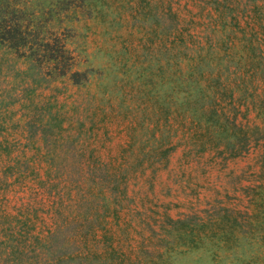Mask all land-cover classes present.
Masks as SVG:
<instances>
[{
    "label": "trees",
    "instance_id": "16d2710c",
    "mask_svg": "<svg viewBox=\"0 0 264 264\" xmlns=\"http://www.w3.org/2000/svg\"><path fill=\"white\" fill-rule=\"evenodd\" d=\"M193 1L198 18L177 16L168 2V17L180 23L165 28L157 50L150 46L161 76L147 87L132 84L131 105L123 93L118 104L124 110H109L127 124L125 142L106 160L93 148L76 151L81 130L70 133L86 121L92 133L96 117H109L70 42L55 24L39 29L24 15L28 0H0V46L22 63L14 68L24 76L19 107L35 111L0 113V264H144L143 218L133 213L127 187L138 170L165 165L179 145L184 155L213 149L234 156L264 139V0ZM40 71L48 77L44 86ZM72 91L73 100L87 102L76 120L63 109ZM38 94L46 113L36 111ZM243 192L251 196L246 218L256 229L263 222L264 173ZM220 209L176 217L165 212L167 236L159 244H228L241 224L237 214Z\"/></svg>",
    "mask_w": 264,
    "mask_h": 264
},
{
    "label": "rangeland",
    "instance_id": "374dc122",
    "mask_svg": "<svg viewBox=\"0 0 264 264\" xmlns=\"http://www.w3.org/2000/svg\"><path fill=\"white\" fill-rule=\"evenodd\" d=\"M168 2L177 16L194 14L193 17L198 18L195 12L199 5L193 0H28L23 14H31L39 29L56 25L61 36L70 42L82 68L90 74L89 89L97 92L100 105L108 111L107 120L99 122L98 117L95 118L92 133L87 121L82 128L70 129L72 134L81 130L79 143L83 145L76 151L89 153L93 148L95 155L109 160L115 158L125 142L127 120L115 115L116 110H109H124L118 104L123 93L124 102L131 105L137 94V90L131 89L132 84L147 87L144 85L147 80L153 81L161 76L157 61L151 60L150 46L157 50L164 39L165 28L178 29L180 23L179 17H168ZM161 55L159 58L163 64L165 54ZM19 62L0 46L2 114L7 108L16 109L24 102L17 90L24 76L15 74L14 69L21 66ZM37 71L31 69V72ZM39 74L41 80L38 84L44 86L48 77L41 71ZM153 86L160 88L158 83ZM87 89L78 94L84 95ZM73 95V91L68 94L63 109L76 120L84 117L87 102L80 97L73 100ZM34 100L39 106L36 111L46 113L42 108L44 96L35 95ZM24 110L28 113L33 109L27 106ZM182 147L179 145L171 152L165 165L145 168L144 172L138 170L128 182V193L133 197L132 207H135L132 211L137 213V209V216L143 218L145 239L141 256L144 264H264V202L260 205L263 222L253 229L255 223L250 226L249 216L246 218V213L250 214L253 208L249 200L251 196L243 192L244 187L259 181L264 173V139L251 142L247 149L234 156L213 149L184 155ZM18 197L16 195L13 201ZM219 208L237 214L241 224L240 228L236 226L235 235L229 236L228 244L223 245L214 239H205L193 247L172 239L168 244H159L160 238L167 236L161 217L165 212L176 217L204 214Z\"/></svg>",
    "mask_w": 264,
    "mask_h": 264
}]
</instances>
